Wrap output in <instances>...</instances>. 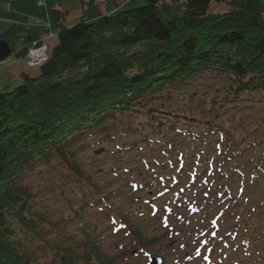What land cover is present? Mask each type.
<instances>
[{
    "label": "trees",
    "instance_id": "16d2710c",
    "mask_svg": "<svg viewBox=\"0 0 264 264\" xmlns=\"http://www.w3.org/2000/svg\"><path fill=\"white\" fill-rule=\"evenodd\" d=\"M5 1L13 4V0ZM217 6L222 9L216 11ZM49 13L58 43L48 60L37 76L24 74L22 84L0 91V264H38V253L32 244L45 237L41 224L51 223L36 208L33 192L24 179L39 165L58 160L93 185L79 163L78 143L101 132L107 122L116 121L125 113L142 112L166 88H178L195 75L213 73L227 77L231 101L246 91L264 90V0H149L144 6L118 9L94 21L82 18L72 26L66 25L61 10L50 9ZM34 38L35 33L23 34L16 25L0 36L13 48L12 56L16 58L25 57ZM17 42L26 46L16 50ZM150 114L147 123L137 128L147 134L161 131L166 123L156 122ZM167 114L163 117L169 120L171 131L183 138H200L188 129H178L180 121L174 118L179 116ZM206 122L207 134H228L217 124ZM220 140L214 145V158L206 160L208 165L200 174L184 168L182 158L178 160L175 183L202 181V192L195 195L200 197L220 189L227 196L230 183L217 182L228 177L226 163L241 153L237 147L232 153L225 152L226 143ZM159 176L161 173L152 175L137 188L171 181V177L161 181ZM189 204L188 212L197 208L192 202ZM150 208L153 210V206ZM158 211L166 213L159 207L155 216ZM257 211V207L250 210L244 227L242 216L235 224L234 233L245 231V243L252 238L249 232L262 225L252 224L249 219ZM222 214L223 211L211 221L215 233ZM130 216L121 217L124 225L120 229L125 228L144 248L147 237ZM204 230L209 229L200 233L207 234ZM201 237L197 233L198 240ZM75 246L84 253L79 254ZM75 246H54L62 264H76L79 260L114 264L125 254H106L91 234Z\"/></svg>",
    "mask_w": 264,
    "mask_h": 264
},
{
    "label": "rangeland",
    "instance_id": "374dc122",
    "mask_svg": "<svg viewBox=\"0 0 264 264\" xmlns=\"http://www.w3.org/2000/svg\"><path fill=\"white\" fill-rule=\"evenodd\" d=\"M148 2L13 0L10 4L0 0V36L14 25L23 34H36L25 57L11 55L0 61V91L22 84L24 74L37 76L40 63L48 60L58 43L50 9L61 10L66 25L72 26L82 18L94 21L119 8H137ZM25 46L17 42L15 49ZM35 57L39 63L32 61ZM228 83L227 77L213 73L195 75L178 88H166L149 101L142 112L125 113L118 120L107 122L101 132L80 141L76 146L78 160L93 185L58 160L41 164L30 172L24 182L33 192L36 208L51 223L50 226L41 224L45 235L43 242L36 239L32 244L38 253V264H62L54 246H75L87 234L97 237L106 254L125 253L114 264H149L151 257L163 258V264H264V90L246 91L236 101H231L227 95ZM150 113L156 122L163 120L166 124L161 131L147 134L137 127L147 123ZM167 113L179 116L174 118L180 121L179 124L175 122L178 129H188L200 138H183L171 131L169 120L163 117ZM206 121L217 124L219 129L224 128L232 138L225 133L207 134ZM220 139L226 143L225 152L232 153L237 147L241 153L226 163L228 177L226 175L225 180L215 177L219 185L230 183L227 196L224 197L220 189L200 197L195 195L202 192V181L192 183L188 179L181 185H177L179 181L175 183V179L172 182L179 174L177 161L181 158L184 168L200 174L208 165L206 160L214 158V145ZM158 173L171 177V181L139 190ZM191 202L197 208L188 212ZM157 207L165 209L166 213L158 211L159 215L155 216ZM253 207L258 211L249 219L252 224L262 225L253 233L249 232L252 238L245 243V231L234 233L235 224L242 216L241 226L244 227ZM221 211L220 226L215 233L211 221ZM126 214L134 217L132 223L147 237L144 248L136 244L125 228H119L124 225L121 217ZM204 228L209 229L204 230L207 234L200 233ZM197 233L202 235L200 240ZM149 238L154 240L149 241ZM204 240L211 246L209 254ZM76 251L84 253L77 247ZM76 264L99 263L79 260Z\"/></svg>",
    "mask_w": 264,
    "mask_h": 264
},
{
    "label": "water",
    "instance_id": "95a60500",
    "mask_svg": "<svg viewBox=\"0 0 264 264\" xmlns=\"http://www.w3.org/2000/svg\"><path fill=\"white\" fill-rule=\"evenodd\" d=\"M155 2L157 0H150ZM13 54V50L10 44L6 40H0V61L10 57ZM150 264H162L161 258L153 257Z\"/></svg>",
    "mask_w": 264,
    "mask_h": 264
},
{
    "label": "built area",
    "instance_id": "2783aa9c",
    "mask_svg": "<svg viewBox=\"0 0 264 264\" xmlns=\"http://www.w3.org/2000/svg\"><path fill=\"white\" fill-rule=\"evenodd\" d=\"M44 57V56H43ZM32 61L34 62V63H39V61H37V58L35 57L34 59L32 58Z\"/></svg>",
    "mask_w": 264,
    "mask_h": 264
},
{
    "label": "bare ground",
    "instance_id": "6f19581e",
    "mask_svg": "<svg viewBox=\"0 0 264 264\" xmlns=\"http://www.w3.org/2000/svg\"><path fill=\"white\" fill-rule=\"evenodd\" d=\"M119 9H121V8H119ZM12 57V56H11ZM40 65L42 66L43 65V63H40ZM20 85V84H19Z\"/></svg>",
    "mask_w": 264,
    "mask_h": 264
}]
</instances>
